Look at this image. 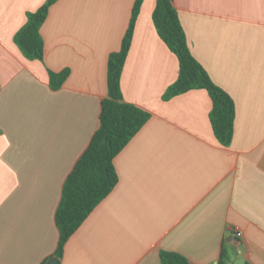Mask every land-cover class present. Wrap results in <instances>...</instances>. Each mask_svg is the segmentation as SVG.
Here are the masks:
<instances>
[{"label": "crops", "instance_id": "0c3cea01", "mask_svg": "<svg viewBox=\"0 0 264 264\" xmlns=\"http://www.w3.org/2000/svg\"><path fill=\"white\" fill-rule=\"evenodd\" d=\"M135 1H55L39 61L14 36L46 0H0V264L54 257L62 187L98 128L108 58ZM155 3L141 2L120 76L123 100L150 117L58 264H161L162 251L190 264H264V0H172L192 57L233 101L228 146L214 136L207 91L164 98L179 67ZM64 70L51 88L48 72Z\"/></svg>", "mask_w": 264, "mask_h": 264}, {"label": "trees", "instance_id": "16d2710c", "mask_svg": "<svg viewBox=\"0 0 264 264\" xmlns=\"http://www.w3.org/2000/svg\"><path fill=\"white\" fill-rule=\"evenodd\" d=\"M55 1L46 0L37 11L28 14L26 23L14 36L15 43L28 59L43 60L44 45L40 27ZM141 2L136 0L134 3L120 49L109 55L107 97L101 103L98 128L62 187L55 214L59 239L53 255L59 261L69 238L116 186L118 177L114 158L150 117L149 112L126 103L120 90V76ZM152 19L158 36L176 56L179 67L177 79L168 87L164 98L192 89L207 91L211 99L209 119L214 136L221 145L228 146L233 135V101L226 92L213 84L202 66L192 57L172 0H156ZM48 75L51 88L58 89L67 78L68 71H49ZM159 258L161 264H190L184 256L174 252L162 251Z\"/></svg>", "mask_w": 264, "mask_h": 264}, {"label": "water", "instance_id": "95a60500", "mask_svg": "<svg viewBox=\"0 0 264 264\" xmlns=\"http://www.w3.org/2000/svg\"><path fill=\"white\" fill-rule=\"evenodd\" d=\"M46 264H58V259L56 257H52Z\"/></svg>", "mask_w": 264, "mask_h": 264}, {"label": "built area", "instance_id": "2783aa9c", "mask_svg": "<svg viewBox=\"0 0 264 264\" xmlns=\"http://www.w3.org/2000/svg\"><path fill=\"white\" fill-rule=\"evenodd\" d=\"M233 235H234L235 237H237V238H240L241 235H242V233H241L240 231H238V230H235Z\"/></svg>", "mask_w": 264, "mask_h": 264}]
</instances>
